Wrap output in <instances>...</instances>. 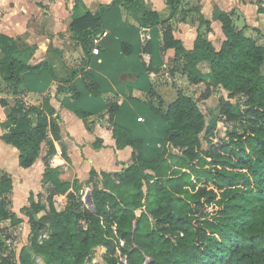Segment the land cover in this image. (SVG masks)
<instances>
[{"label": "trees", "instance_id": "1", "mask_svg": "<svg viewBox=\"0 0 264 264\" xmlns=\"http://www.w3.org/2000/svg\"><path fill=\"white\" fill-rule=\"evenodd\" d=\"M141 2L114 0L112 5L127 10L136 4L146 24L165 25L163 46L157 52L175 49L171 71H180L191 85L206 84V98L212 83L232 98L245 95L243 106L224 112L239 129L220 137V121L214 116L208 119L204 98L179 90L177 99L166 108L149 104L161 120L156 138H135L131 129L113 123L118 147L129 145L134 150L132 164L120 172L102 171L99 175L92 170L89 180L81 184L77 179L62 181L59 167L50 163L57 153L55 141L61 140L50 97H43L39 105L28 104L21 97L25 92L45 93L50 86L33 89L27 76L39 75L47 67L53 78L51 67L46 62L32 65V49L20 50L13 38L0 33V77L15 94V104L0 121L2 140L19 151L18 162L24 169L36 163L46 142L42 184L52 187L47 204L40 194L36 201L32 192L30 205L21 210L28 217L31 249L22 248L18 260L0 226V264H35V256L44 264H93L98 247L107 250L106 264H264V45L236 27L234 12L219 8L213 12L226 37L216 50L207 38L211 22L199 4L186 8L187 0H165L171 15L161 20ZM80 3L77 1L76 8ZM258 6L259 13L264 14V0H258ZM105 10L102 6L96 14L85 11L70 24L74 41L86 50L93 36L103 30ZM194 13L198 14L193 21L199 22V30L194 48L187 50L175 38L169 21L177 15L186 21ZM153 45L152 39L144 47L152 61L156 55ZM133 49L129 43L122 45L126 56ZM200 64L209 66L208 74ZM161 67L155 65L153 69ZM149 91L153 92L151 86ZM7 101L1 97V106L8 107ZM119 108L115 102L109 104L112 120ZM74 112L83 119L90 115L81 110ZM94 147H101L100 140ZM174 149L181 152L175 153ZM62 155L70 161L65 151ZM98 177L100 183L95 181ZM91 184L94 210L80 194L81 188ZM13 190L12 175L0 169V223L9 221L17 227L24 219L12 208ZM59 198L65 200L61 210L56 207ZM138 210H142L140 215Z\"/></svg>", "mask_w": 264, "mask_h": 264}, {"label": "crops", "instance_id": "2", "mask_svg": "<svg viewBox=\"0 0 264 264\" xmlns=\"http://www.w3.org/2000/svg\"><path fill=\"white\" fill-rule=\"evenodd\" d=\"M77 1L81 2L78 8ZM113 1L0 0V33L13 38L20 50L32 49L34 53L29 60L32 65L46 62L53 72V78L47 67L39 75H28L27 81L31 88L44 90L50 87L45 93L27 92L25 100L39 105L43 97L48 96L56 110L61 140L55 141L57 153L50 163L53 167H59L62 181L73 182L77 179L81 184L89 180L92 170L100 175L102 171L120 172L124 166L132 164L134 150L129 145L118 147L113 123L117 121L131 129L135 138H156L161 120L151 112L149 104L166 108L172 103H168L169 89L177 93L182 89V80L179 84L176 80L177 71H171L174 69L175 49L157 52L163 46L165 25L146 24L136 4L124 10L123 7L112 5ZM193 1L187 0L185 7L194 6ZM197 1L205 18L211 22L212 31L207 38L219 50L226 37L221 22L214 19V10L219 8L232 12L235 8L242 10L247 5L244 0ZM229 3H232L233 8L228 9ZM141 4L146 10L158 13L161 20L170 18L171 8L165 0H142ZM247 4L253 5L251 2ZM102 6L106 7L102 17L103 30L93 36L86 50L82 44L74 41L70 24L76 15L85 11L96 14ZM169 24L175 38L181 40L187 50H192L199 23L193 21L192 16L181 21L180 15H177L170 19ZM105 32L107 35L103 36ZM214 38L218 40L217 43ZM152 39V49L156 53L153 61L151 54L144 50ZM126 43L134 47L128 56L122 52V45ZM94 47L100 49L98 54H93ZM160 64V69H153ZM202 65L206 64L199 66L202 68ZM150 86L152 93L149 91ZM8 96H0L7 98L9 104L8 107L0 104V121L15 104V97ZM111 102L120 106L113 120L108 109ZM74 110L90 115L83 119ZM139 118H143V121H139ZM3 131L0 126V169L10 173L14 183L18 182L21 187H27L29 180L34 179L38 189H46L48 186L42 184V177L46 169L43 160L48 152L47 143L42 144L36 163L24 169L18 162L19 151L2 140ZM98 140L101 147L95 148L94 144ZM63 151L70 161L63 157ZM33 186L35 184L24 190L25 201L32 192L35 195L36 189Z\"/></svg>", "mask_w": 264, "mask_h": 264}, {"label": "rangeland", "instance_id": "3", "mask_svg": "<svg viewBox=\"0 0 264 264\" xmlns=\"http://www.w3.org/2000/svg\"><path fill=\"white\" fill-rule=\"evenodd\" d=\"M196 5H198L199 1L194 0L193 1ZM231 2H233L231 0ZM246 8H242L241 9H233L232 12H234L233 15V21L236 25V27H238L239 29H243L244 33L247 36L252 37L253 39H255V41L257 42V44L260 45H264V14L259 13L258 11V0H244ZM247 2H251V4H247ZM228 9L231 7L233 8L232 3L228 4ZM208 13V12H207ZM198 17V14L194 13V15H192V20H196ZM181 18V16H180ZM197 23H199L198 21H196ZM206 28L204 27V30ZM210 33V32H209ZM217 38V37H216ZM216 38H214V42L218 41L216 40ZM217 43V42H216ZM34 51H32L33 53ZM26 55H30L29 51L26 52ZM209 66L208 65H202V69L205 73H209ZM180 70V69H179ZM207 70V72H206ZM263 72H264V67L262 68ZM178 75H176V80L177 83L179 84V82L182 80L184 82L181 81L180 86H181V90L184 93H187L188 95H192L194 98H204L203 100V109L204 112L206 113V115L208 116V119L212 116L216 117L219 119L220 121V129H219V135L220 137H225L227 135V133L229 131H233V130H237V128L239 129L237 122L234 120H230V119H226V115H225V111L226 110H231L234 109V107L236 105H241L243 106V104L246 101V96L242 95V94H237V96L235 95L233 98L229 96V92L224 90L222 87L220 86H216L212 83L213 86H211L210 90H211V94L210 96H208L206 98L205 95L208 94V90H207V85L206 84H201V85H191L189 86V84L187 83V77L184 76L180 71L177 72ZM208 79L212 82V79H210V77H208ZM0 90H3L2 92L0 91V96H5V95H9L8 97L12 96L15 97V94L13 93V89L12 88H8V86L5 85V83L3 82V80L0 77ZM27 95V92H25L24 95H22V99L24 100V102H26L25 97ZM168 103L173 102L175 99H177V91L174 89H169L168 92ZM42 101V100H41ZM28 102V101H27ZM26 102V103H27ZM31 104V103H28ZM241 131V130H239ZM203 148L207 149L208 148V144L207 142L203 141ZM0 151L2 152V150L0 149ZM175 153H180L181 151L178 149H174ZM11 171V170H8ZM12 173L15 174V176H17V173L14 172V170H12ZM22 176L24 177V175L22 174ZM26 179V178H23ZM36 180L34 179H30L28 182L27 187H21V185H19V183L16 182L14 183V190L12 191V195H11V199L13 200V210L24 219V222L22 224H20L17 227L11 226L9 221H2L0 223V226L4 229L5 231V240L8 244V246L11 248V250H13V252L15 253V259L18 260L20 251L22 250V248L26 247L27 249H31V234H30V225L28 222V217L21 211L22 208L24 206H28L30 205V200L28 199L27 201H25L23 199L24 196V190L26 188L31 187V185L35 184V187L33 186V189H36V193L41 195L42 201L43 203L47 204V195L50 192L49 190H51V185L49 187H47L46 189H44L43 191H41V189H38L36 186ZM96 182L100 183V177L95 178ZM31 184V185H30ZM91 189L92 186L88 189V187L85 188H81L80 189V194L82 195V199L83 201L86 203V205L90 208L93 207L91 205V201H90V196H91ZM35 193L34 195V199L37 201L39 199L38 195ZM21 204L20 208L18 207V205ZM65 205V200L62 198L57 199L56 201V207L58 209H63ZM142 213V210H138L137 214L140 215ZM105 247H98L97 249H95V253L92 256L93 257V264H106V258H105V253L107 250H105ZM35 260V264H44L43 260L37 256L34 257ZM125 261V259L123 260ZM144 264H148V262L144 263Z\"/></svg>", "mask_w": 264, "mask_h": 264}, {"label": "built area", "instance_id": "4", "mask_svg": "<svg viewBox=\"0 0 264 264\" xmlns=\"http://www.w3.org/2000/svg\"><path fill=\"white\" fill-rule=\"evenodd\" d=\"M107 35V32L103 33V36H106ZM100 51V49L98 47H94L92 52L93 54H98ZM139 121H143V118H139Z\"/></svg>", "mask_w": 264, "mask_h": 264}, {"label": "water", "instance_id": "5", "mask_svg": "<svg viewBox=\"0 0 264 264\" xmlns=\"http://www.w3.org/2000/svg\"><path fill=\"white\" fill-rule=\"evenodd\" d=\"M126 166L128 167V165H126ZM90 201H91V205L93 206V207H90V209L94 210V205H93L91 198H90Z\"/></svg>", "mask_w": 264, "mask_h": 264}]
</instances>
